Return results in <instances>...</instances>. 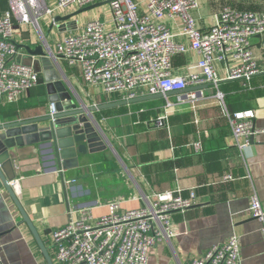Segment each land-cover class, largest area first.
Wrapping results in <instances>:
<instances>
[{"label": "crops", "instance_id": "1", "mask_svg": "<svg viewBox=\"0 0 264 264\" xmlns=\"http://www.w3.org/2000/svg\"><path fill=\"white\" fill-rule=\"evenodd\" d=\"M196 2L198 9L193 12V17L201 30L215 25L218 13L225 6L264 13V0ZM46 3L50 8L55 6L54 0H46ZM8 7V0H0V15ZM57 12L42 18V36L30 26L15 24L16 47L26 46L33 50L43 46L40 40H46L44 46L50 52H55V46L63 36L77 35L86 24H80L75 19H71L73 23H55V17L72 13L68 9L63 14ZM171 26L173 33L181 31L179 19ZM176 41L188 45L186 38L176 37ZM251 42L260 74H264V34ZM17 57L23 64L35 63L40 66V84L15 104L0 103V120L3 124L43 118L50 113L44 83L45 67L40 63V58L29 56L21 48ZM199 60L200 57L193 51L175 57L173 74L186 76L197 71ZM228 60L230 66H234L233 60ZM48 62L55 65L69 92L86 106L120 101L106 98L86 87L78 67H70L62 59L57 63L52 59ZM216 70L220 79L226 77L224 63L217 64ZM252 88L249 93L258 90L264 92L263 83ZM204 90L209 92L210 98L194 108L187 105L171 112L162 127H156L153 123L159 115L141 122L138 114L148 110L139 109L132 113V106L125 107V112L111 113L108 118L97 120L99 127L96 126V130L103 135L108 149H111L109 151L119 158L126 170L118 171L122 179L118 180L117 185L110 180L113 187L108 192L101 189L103 182L95 181L96 193L86 187L90 184L88 178L93 169L107 172L106 166L102 165L103 160L96 158L100 152L79 156L78 167L63 172L56 168L48 145L14 149L12 155L15 179L19 180L20 186L19 200L51 260L53 230L75 219L78 210L83 207H93V215L98 218L107 212L105 205L111 202H120L123 210L137 209L144 207L145 200L151 201L155 194L174 191L186 196L191 189H195L194 205L184 213H173L172 237L161 239L149 250L147 264H190L203 258L211 247L225 243L231 235L238 239L239 264H264L261 223L250 214L252 194L256 195L264 208V93L250 99L241 97L232 100L234 97H231L227 100V96L222 105L213 98L215 91L210 86ZM175 96H169L170 100L174 101ZM146 104L163 107L165 99ZM235 112H247L253 118L255 134L247 152L243 153L237 149L227 118L228 113ZM226 174H230L233 180L221 182L220 179ZM97 175L95 180L99 178ZM96 204L100 207H95ZM0 259L5 264H46L38 244L5 191L0 192Z\"/></svg>", "mask_w": 264, "mask_h": 264}, {"label": "built area", "instance_id": "2", "mask_svg": "<svg viewBox=\"0 0 264 264\" xmlns=\"http://www.w3.org/2000/svg\"><path fill=\"white\" fill-rule=\"evenodd\" d=\"M8 9L0 15V103L15 104L26 93L39 86V75L32 64L16 61L19 49L14 37L16 26H30L41 36L44 16L75 7L83 9L107 3L111 11L110 25L89 21L77 35L68 34L48 52L53 62L64 60L78 67L81 80L94 93L101 90L109 99L130 101L138 97L165 95L194 90L164 98L162 113L153 121L164 126L173 111L204 102L209 92L195 90L207 85L215 92L213 98L224 103L219 90L223 81H240L252 90L251 79L261 73L254 58L251 40L264 34V13L223 7L215 25L199 29L193 17L198 9L196 0H54V8L46 0H8ZM179 19L178 34L171 24ZM186 38L188 45L176 41ZM46 40H40L45 45ZM45 47V46H44ZM195 52L200 60L197 71L186 76L173 74L174 58ZM234 66H230L229 60ZM225 64L226 77L220 79L217 64ZM50 113H55L53 104ZM230 131L241 153L247 152L255 134L250 113L227 114ZM3 125L0 120V126ZM226 174L221 182L232 181ZM10 188L19 197V180L12 179ZM195 189L183 196L166 191L155 194L145 206L123 210L120 202L106 204L107 212L96 218L93 207L78 210V216L52 232L54 264H147L149 250L161 239L172 237L173 213H184L194 204ZM95 207H100L98 204ZM251 217L261 223L264 244V208L255 194L250 196ZM238 239L231 235L225 243L215 245L200 260L190 264H239ZM0 264H5L0 259ZM45 264V263H43Z\"/></svg>", "mask_w": 264, "mask_h": 264}, {"label": "water", "instance_id": "3", "mask_svg": "<svg viewBox=\"0 0 264 264\" xmlns=\"http://www.w3.org/2000/svg\"><path fill=\"white\" fill-rule=\"evenodd\" d=\"M105 4L107 3H99L95 4V6L79 9L73 14L57 16L54 22L65 21L73 23L71 19L77 17L80 13L90 11L97 6ZM20 48L25 50L29 56L40 58V63L44 65V83L46 85L47 101L50 105H54L55 113H49L43 118L28 119L27 121L12 122L0 126V192L5 191L18 210L22 222L28 227L36 244H38L46 264H54L36 227L28 217L25 209L21 206L19 197L9 186L11 180L16 177L13 164L15 160L12 155L14 149L28 145H38L40 147L48 145L56 168L59 171L64 172L69 169H75L79 165V156L86 155L87 153L96 154L107 148L103 136L95 128L96 126L99 127V124L95 117H93V114L101 110L129 107L138 103L169 98V96L187 93L194 90V88H189L183 92L169 91L165 95L157 94L138 97L130 101H116L88 107L69 92L65 82H63L61 76L55 70V65H49L48 52L51 50L42 45L37 46L33 50L26 46H20ZM16 61L22 63L19 57L16 58ZM25 64H32L35 72L38 75L40 74V66L35 63ZM207 87L205 85L201 88H195V90Z\"/></svg>", "mask_w": 264, "mask_h": 264}, {"label": "rangeland", "instance_id": "4", "mask_svg": "<svg viewBox=\"0 0 264 264\" xmlns=\"http://www.w3.org/2000/svg\"><path fill=\"white\" fill-rule=\"evenodd\" d=\"M77 10L75 7L68 8V11L72 12L71 14L76 13ZM64 11L65 10H60L57 13L63 14ZM73 19L79 20L80 24H82L84 22L87 23L89 21L101 20V21L107 23L108 25H110L111 11H110L107 4L100 5V6H97L90 11L80 13L77 17H75ZM96 93L97 94L99 93L100 95H102L101 90L96 91ZM146 103H150V102L138 103L140 106H138V105H134V107L129 106V107H131V112L134 113V112H137L139 109H146V110H148L149 116H153V117H155L156 115H160L162 113V107L161 106L157 105V106L151 107L150 105H148ZM103 140H104V137H103ZM109 150H111V149H108V146H107V148L104 150L105 152L101 151L100 155L96 157L98 159L100 158L101 160H103L102 165L106 166L108 173L107 172L102 173L101 171H99V169H96V170L93 169L92 172L93 171L94 172L92 174H90V177L88 178L90 181V184H88V186H86V187L91 189L93 191V193H96V188L94 186L95 181L99 182V183L103 182V185H101L102 186L101 189L102 190L106 189L108 192V190H110L113 187L110 180H113L115 185H117L118 180L121 181V179H122V177H120V174L118 173V171L124 170L122 167L123 164H122V162H120L119 158H116L113 155V153ZM105 155H108V156L105 157ZM124 171H126V170H124ZM96 174H99V175H97V177H99V178H97V180H95ZM114 188H115V186H114Z\"/></svg>", "mask_w": 264, "mask_h": 264}, {"label": "trees", "instance_id": "5", "mask_svg": "<svg viewBox=\"0 0 264 264\" xmlns=\"http://www.w3.org/2000/svg\"><path fill=\"white\" fill-rule=\"evenodd\" d=\"M259 83H263L264 84V74H258L257 76H254L251 79V85L253 87H256ZM219 90L221 91V93L225 96L224 100L228 99L229 100L231 97H234L232 100H236L239 99L241 97H245V98H256L259 97V95H261L262 93H264L263 91H256L254 93H249V90L241 88V80L240 81H223L220 85H219ZM231 93L228 95V93ZM233 95V96H231ZM127 111V109L125 107H119L116 110H101L98 111L97 113L94 114V117L96 120H100L102 118H108L109 116H111V113H116V112H125ZM139 119L141 122H145V121H149L151 116H149L148 111L146 112H141L138 114Z\"/></svg>", "mask_w": 264, "mask_h": 264}]
</instances>
